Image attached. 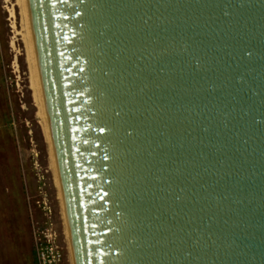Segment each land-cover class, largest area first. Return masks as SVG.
Segmentation results:
<instances>
[{"label": "water", "instance_id": "water-1", "mask_svg": "<svg viewBox=\"0 0 264 264\" xmlns=\"http://www.w3.org/2000/svg\"><path fill=\"white\" fill-rule=\"evenodd\" d=\"M73 264H264V0H26Z\"/></svg>", "mask_w": 264, "mask_h": 264}, {"label": "rangeland", "instance_id": "rangeland-1", "mask_svg": "<svg viewBox=\"0 0 264 264\" xmlns=\"http://www.w3.org/2000/svg\"><path fill=\"white\" fill-rule=\"evenodd\" d=\"M16 1L0 0V264H32L33 228L48 219L70 254Z\"/></svg>", "mask_w": 264, "mask_h": 264}, {"label": "bare ground", "instance_id": "bare-ground-1", "mask_svg": "<svg viewBox=\"0 0 264 264\" xmlns=\"http://www.w3.org/2000/svg\"><path fill=\"white\" fill-rule=\"evenodd\" d=\"M16 2L20 4V8H21L20 9L21 15H22L21 16V20H22L21 29H22L23 38L26 44V52H27L28 63H29L31 86L33 89V95L35 99L37 100V102L39 103V112H40V115L42 116L43 128L47 136V139L49 141V151H50V156H51L50 162L53 166L54 174H55L54 178L56 180V185H58L57 188L59 189V194H60L61 204H62V214H63L64 224H65V233L68 237L67 240L69 241L64 205H63V200H62V195H61V190H60V185H59V180H58V175H57V169H56V164H55V159H54V154H53V149H52V144H51V139H50V133H49V128H48L44 103H43V97H42V92H41V87H40V82H39V77H38V72H37V67H36V61H35V56H34V51H33L26 0H17ZM70 256H71V252H70ZM71 259H72V256H71ZM71 264H73V261L71 262Z\"/></svg>", "mask_w": 264, "mask_h": 264}, {"label": "built area", "instance_id": "built-area-1", "mask_svg": "<svg viewBox=\"0 0 264 264\" xmlns=\"http://www.w3.org/2000/svg\"><path fill=\"white\" fill-rule=\"evenodd\" d=\"M33 239L36 264H71V256L60 242L59 232L51 219L33 228Z\"/></svg>", "mask_w": 264, "mask_h": 264}, {"label": "crops", "instance_id": "crops-1", "mask_svg": "<svg viewBox=\"0 0 264 264\" xmlns=\"http://www.w3.org/2000/svg\"><path fill=\"white\" fill-rule=\"evenodd\" d=\"M32 264H36V257H35L34 243H33V248H32Z\"/></svg>", "mask_w": 264, "mask_h": 264}, {"label": "trees", "instance_id": "trees-1", "mask_svg": "<svg viewBox=\"0 0 264 264\" xmlns=\"http://www.w3.org/2000/svg\"><path fill=\"white\" fill-rule=\"evenodd\" d=\"M6 121H7V122H10V118L8 117V118L6 119Z\"/></svg>", "mask_w": 264, "mask_h": 264}]
</instances>
